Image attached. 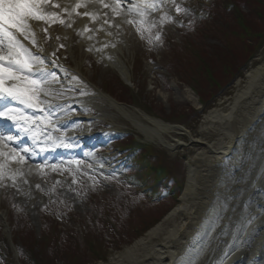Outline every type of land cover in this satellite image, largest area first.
<instances>
[{"label":"rangeland","instance_id":"obj_1","mask_svg":"<svg viewBox=\"0 0 264 264\" xmlns=\"http://www.w3.org/2000/svg\"><path fill=\"white\" fill-rule=\"evenodd\" d=\"M90 1L103 14V25H98L101 30L93 23L86 28L93 40L87 37L86 45L80 43L83 33L77 28L74 31V23L67 27V20L56 22L55 30L61 56L94 85L60 69H51L42 79L44 94L53 98L47 101L54 126L48 139L65 143L67 149H84L77 156H68L77 165H33L29 177L24 159L0 160V249L8 256L0 258V264H105L112 253L145 234L178 203L187 162L202 148L193 139L200 134L205 140L214 139L199 132L203 115L232 97L236 82L244 81L246 71L264 58L263 43L242 66L246 69L239 70L240 77L233 81L226 78L214 96L207 90L203 93L207 101L203 102L190 86L194 84L190 43L206 47L215 59L214 47L223 48L224 44L220 36L216 39L215 31L218 19L228 18L222 15L230 10L227 0L151 1L147 10L138 11L133 1ZM206 8H212L211 14L218 19L208 21L212 17L206 18ZM241 9L248 13L246 6ZM70 29L73 34L67 37ZM109 57L121 65L128 82L108 65ZM125 86L139 92L137 101L126 98ZM103 88L112 92L113 101L123 112L99 98L98 91ZM143 115L182 130L158 131ZM58 132L65 135L61 142L53 138ZM131 138L167 155L174 175L183 178L175 205L171 206L170 200L149 202L148 194L122 173L123 168L129 166L127 170L132 171L133 166L118 147ZM95 166L105 171H97ZM27 179L35 185L30 190L24 184Z\"/></svg>","mask_w":264,"mask_h":264},{"label":"bare ground","instance_id":"obj_2","mask_svg":"<svg viewBox=\"0 0 264 264\" xmlns=\"http://www.w3.org/2000/svg\"><path fill=\"white\" fill-rule=\"evenodd\" d=\"M76 1L57 0L64 8ZM126 1H133V8L138 11L149 0ZM92 6H86L79 23H83L80 39L83 45L88 38L94 39L88 37L86 27L92 23L103 25V14H99L101 17L96 22L87 15V11L93 12ZM23 17L29 18V23L21 22V32L27 37L39 35L42 26L36 17L26 13ZM74 25L75 31L78 23ZM65 34L71 37L72 29ZM107 61L128 82L121 65L110 57ZM244 79L236 82L232 97L218 102L202 117L199 132H207L214 139L205 140L201 134L193 139L202 148L187 162L185 184L174 209L133 243L112 253L105 264H264V139L258 140L264 129V58L246 71ZM21 90L28 97L31 94L28 84ZM99 98L116 111H124L106 95ZM27 104H31L27 106L29 112L38 113L34 103ZM143 116L158 131L182 130ZM146 131L155 132L154 129ZM5 151L1 144L0 160L7 163ZM25 167L28 177L33 175V164ZM29 180L24 184L30 190L35 185Z\"/></svg>","mask_w":264,"mask_h":264},{"label":"trees","instance_id":"obj_3","mask_svg":"<svg viewBox=\"0 0 264 264\" xmlns=\"http://www.w3.org/2000/svg\"><path fill=\"white\" fill-rule=\"evenodd\" d=\"M227 1L236 6L238 11L237 16L233 11H223V16L227 17L228 15V18L223 20L218 19L215 13L211 14L212 8L207 12L208 16L210 18L212 17L211 19L208 18V21H212L216 17L219 20L216 25L218 26L217 31H215L216 39L220 36V40H224L223 48H218V46L214 47L215 59L209 55L210 52H206V47L203 49L194 46L192 42L190 43L193 70L191 80L194 83V86H190L199 94L203 102L207 101V98H204L203 94H206L207 90L211 89L210 93L214 96L218 92V89L225 84L224 82L227 81L225 80L226 78L233 81L236 76H241L242 72L239 70L243 71L246 69L245 67L242 68V66H245L253 58V55L264 43V0ZM243 6L248 8L247 14L241 9ZM239 62L241 64H238ZM125 89L126 98L129 100L130 98L136 101L138 100V97H140L139 92L135 93L128 86H125ZM105 90L110 95L112 94L106 88ZM119 146L126 152H132L135 146L134 138ZM161 154L152 150L149 145L130 153L128 161L132 162L134 174L152 191L162 192V190H167L165 191L166 196L158 202L170 200L172 206L176 204V197L180 193L183 178L174 175L169 157L164 153ZM169 191L171 194L167 193ZM149 202L154 203L152 201ZM149 226L147 225L146 227ZM90 242L91 240H88V243Z\"/></svg>","mask_w":264,"mask_h":264}]
</instances>
